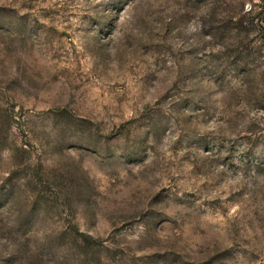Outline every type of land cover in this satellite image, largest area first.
Returning a JSON list of instances; mask_svg holds the SVG:
<instances>
[{
  "label": "rangeland",
  "instance_id": "374dc122",
  "mask_svg": "<svg viewBox=\"0 0 264 264\" xmlns=\"http://www.w3.org/2000/svg\"><path fill=\"white\" fill-rule=\"evenodd\" d=\"M0 264H264V0H0Z\"/></svg>",
  "mask_w": 264,
  "mask_h": 264
}]
</instances>
